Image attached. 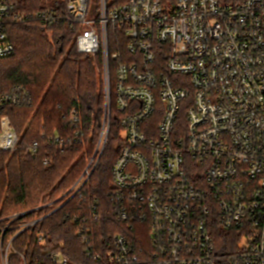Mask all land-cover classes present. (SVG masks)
I'll use <instances>...</instances> for the list:
<instances>
[{
    "label": "built area",
    "instance_id": "built-area-1",
    "mask_svg": "<svg viewBox=\"0 0 264 264\" xmlns=\"http://www.w3.org/2000/svg\"><path fill=\"white\" fill-rule=\"evenodd\" d=\"M89 2L32 17L46 26L67 20L79 54L100 59L98 141L65 195L0 217V264H29L19 244L46 246L37 225L90 181L113 122L121 133L111 170L117 231L98 240L103 208L82 206L67 216L80 254L73 261L64 244L46 248L48 264H264V0H98L93 11ZM15 11L0 0V59L16 52L7 20L27 19ZM30 100L23 88L0 97V152L19 138L5 108ZM68 121L80 124L76 109ZM217 224L239 234L234 248H218Z\"/></svg>",
    "mask_w": 264,
    "mask_h": 264
},
{
    "label": "trees",
    "instance_id": "trees-1",
    "mask_svg": "<svg viewBox=\"0 0 264 264\" xmlns=\"http://www.w3.org/2000/svg\"><path fill=\"white\" fill-rule=\"evenodd\" d=\"M12 3L15 14L27 19L19 22L11 17L6 22V33L16 52L0 59V97L23 88L31 100L4 110L19 138L13 151L0 152V217L29 210L41 201H57L75 185L94 152L104 109L103 80L91 57L79 54L76 29L67 20L46 26L32 17L50 6L64 16L68 0H49L46 4L41 0H12ZM74 109L81 120L77 126L68 121ZM93 123V132L89 134ZM76 132L81 136L75 135ZM110 133L99 166L81 193L37 225L36 231L47 237L46 246L34 241L29 246L17 245V249L29 255V264L37 261L48 264L46 248L56 249L60 244H64L65 253L73 261L77 259L80 240L75 224L67 216L81 213L82 206L100 204L103 208L102 221L96 226L98 240H109L117 231L111 200V170L121 140L117 123L113 122ZM56 136L64 141V147L55 142ZM35 143L37 154L32 151ZM214 227V240L221 251L236 246L237 232H229L220 224Z\"/></svg>",
    "mask_w": 264,
    "mask_h": 264
},
{
    "label": "rangeland",
    "instance_id": "rangeland-1",
    "mask_svg": "<svg viewBox=\"0 0 264 264\" xmlns=\"http://www.w3.org/2000/svg\"><path fill=\"white\" fill-rule=\"evenodd\" d=\"M48 1L49 0H41V3L42 4H46V3H48ZM97 2H98V0H90L89 5H90V10L91 11H93L97 7V5H96ZM91 59L96 64L97 71H98V73H100V76H101V78L103 80V76H102V63L100 62V59H98V58H92V57H91ZM93 128H94V123L91 126V129L92 130L89 132V134H91L93 132ZM84 151L86 152V149ZM84 151L82 152L83 154H84Z\"/></svg>",
    "mask_w": 264,
    "mask_h": 264
}]
</instances>
